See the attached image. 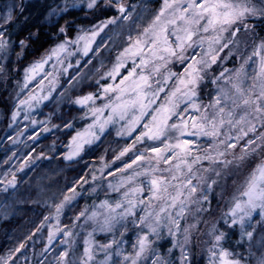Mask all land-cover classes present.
Returning <instances> with one entry per match:
<instances>
[{"label": "snow or ice", "instance_id": "obj_1", "mask_svg": "<svg viewBox=\"0 0 264 264\" xmlns=\"http://www.w3.org/2000/svg\"><path fill=\"white\" fill-rule=\"evenodd\" d=\"M5 7L0 16V53L7 54L14 43L23 50L34 34L13 41L9 29L19 21L15 8ZM77 8L110 9L116 14L106 15L90 28L77 26L74 36L70 34L72 22L65 21L54 34L53 45L24 68L20 91L33 82L35 88L23 98L17 96L11 121L23 113L24 120L39 126L40 132L30 137L34 141L40 133L60 128L52 123V113L45 120L35 119L32 113L53 100L60 75L74 67L71 61L65 63L67 58L77 54L87 58L90 53L95 58L103 46L101 33L110 25L132 20L137 5L126 0H64L62 6L50 8L48 16L66 15ZM258 29L264 31V0L259 5L253 0H161L146 27L135 35L129 31L126 46L92 85L94 91L71 98L83 112L80 120L87 122L82 128L71 120L64 122L71 133L67 151L62 153L64 160L82 158L86 149L103 143L113 131L128 142L114 150L110 159L101 155L99 167L93 166L90 173L91 183L81 176L54 205L55 226L48 225L44 251L58 234L67 238L61 241L65 247L56 264H77L70 253L74 233L68 226H60V217L81 196L83 184H89L88 192L93 194L107 191L104 199L86 205L73 217V228L81 219L93 225L79 264H193L192 254L186 250L189 227L181 228L180 221L191 206L197 212L210 211V196L217 188L221 189L219 195L228 194V208L209 229L207 264H247L234 251L232 237H238L235 246L243 247L245 241L251 243L257 227L264 231V131H258L264 128V35ZM97 37L101 45L94 48ZM234 52L238 66L223 67V61ZM91 62L87 59L85 66ZM80 65L81 59H77L76 74L69 84L81 76ZM209 85L212 91L206 93ZM63 98L61 91L54 99ZM201 140L208 141L206 148L201 149ZM50 150L55 152V142ZM43 157L44 152L34 157L29 153L18 171ZM8 175L0 181L4 184L0 191L16 187L15 173L10 179ZM48 220L45 216L41 227ZM129 225L135 237L130 252L124 248L129 243L125 239ZM94 232L108 233L111 238L98 244ZM165 240L170 247L161 251L160 242ZM24 246L20 243L0 256V264H16L15 253ZM97 249L104 253L99 261L95 260ZM176 249L180 255L173 259ZM257 264H264V254Z\"/></svg>", "mask_w": 264, "mask_h": 264}, {"label": "trees", "instance_id": "obj_2", "mask_svg": "<svg viewBox=\"0 0 264 264\" xmlns=\"http://www.w3.org/2000/svg\"><path fill=\"white\" fill-rule=\"evenodd\" d=\"M63 2V0H0V12L7 10L6 5L15 8L16 19L19 22L15 24L14 28L9 29V31L13 32V41L24 39L29 36V33L34 34L27 41L28 46L23 50L18 43H14L7 54L0 53V69H3L0 71V144L3 148H8L12 139L10 131L9 134H6L5 129L11 123V112L14 110L16 94L21 92L19 91L20 84L17 89L15 82H22L24 68L34 60H38L53 45L55 42L54 34L60 26L65 25V21L72 22L70 34L74 36L77 26L89 28L99 20L104 19L106 15H115L114 11L110 9L92 12L84 8H78L70 10L69 14L66 15L49 17L50 8L57 5L62 6ZM160 3V0H154L148 6L151 11H155V9L159 8ZM21 8L23 9L22 12L20 11ZM258 31L261 30L258 29ZM261 35H264V31H261ZM18 53L19 55H17ZM62 81L65 84L67 80L63 77ZM86 91H94V87L92 85L83 86L74 97L82 95ZM45 105L41 108L42 112L46 114L52 113L53 105L51 106L50 103ZM60 112L62 117H58L55 114L52 116V122L60 125L59 130L55 129L54 132L43 136L30 145V153L33 157L40 152H44V157L37 160L36 165L34 164L27 168L28 175L17 176V184L14 190H9L6 193L0 191L2 196L7 197V200L10 201L11 207L8 217H0V256L6 254L10 249L16 248L20 243H24V248L20 250V253H23V260L20 261V264H25L32 252L42 251L46 244L47 231L44 226L41 227V223L48 208L36 199V176L44 175V172H50L51 170L57 171L58 175H54L52 178L45 176L43 181L53 185L59 192H67L68 183L77 181L81 176H85L88 179L87 166L93 163H100L99 157L101 155H106V158L110 159L113 155L111 145L119 144L118 142L121 143V140L115 139L113 135H108L104 138L103 143L93 146L90 150L86 149L85 153L82 154V158L74 161L64 160L62 153L66 152L65 145L71 135L63 127L64 122L71 120L76 128H82L86 122L79 119L83 112L72 103L63 105ZM53 142L56 144L55 152L50 150ZM32 149H35V152H32ZM48 157L50 159H47ZM85 203V197H78L73 205L62 214L61 224L68 227L72 226L73 217L84 208ZM212 203L216 204L217 200L214 198ZM257 219L259 218L257 217ZM218 220L219 217H217ZM221 225L222 221L218 226ZM39 236L42 239H39ZM78 237V240L82 241L83 236L80 232ZM131 238L132 235L129 239L131 240ZM236 239H238L237 236L232 237L234 251L240 253L247 264H257L258 258L264 254V231L257 227L251 243L249 244L245 241L243 247L235 246L234 242ZM100 241L103 242L102 239ZM59 242L57 241L56 244ZM80 243L79 241L78 244ZM160 245L161 251L170 247V243L167 240L161 241ZM194 256L192 254L193 264L206 263V261L204 263L203 256L200 259ZM116 261L118 262L117 259Z\"/></svg>", "mask_w": 264, "mask_h": 264}, {"label": "rangeland", "instance_id": "obj_3", "mask_svg": "<svg viewBox=\"0 0 264 264\" xmlns=\"http://www.w3.org/2000/svg\"><path fill=\"white\" fill-rule=\"evenodd\" d=\"M126 2L137 5L136 12L133 14L132 20L125 21L116 26L110 25L108 29H105L104 33H101V37H103V46L100 47V51L95 56V58H92L91 53L89 54V57L87 58H81L77 54V55L68 57L67 60L65 61V63H67L68 61H71L74 67L69 70L68 74L60 75L59 85L57 86V91L53 93V100L51 102L46 101L44 103V105L47 103H50L51 106L53 105L54 107L52 111L53 115L55 114L58 117H62L61 112H60L61 107L67 103H71V98H75L74 95L77 94L83 86L94 85L95 81L99 79L100 76L105 71L111 68L112 64L115 61V57L119 54V52L123 49V47L126 46L127 36L129 34V31H131L133 35H135L138 31H141L144 27L148 25V23L151 22L152 17L156 13V11L159 9V8L155 9V11L150 10L148 4L154 2V0H126ZM253 2L256 3L257 5L260 4V0H253ZM5 12H6L5 10L4 11L2 10V12H0V16H2ZM0 23H2V21H0ZM109 37H111V39H109ZM97 45H101L100 37H97L96 45H94L93 47L95 48ZM226 53H227V49L225 50L224 53H221V56H224ZM90 58L92 62L85 66V61ZM77 59H81V65H80L81 76H78L76 80H73L71 84H69V80L71 79V77L76 74L75 61ZM238 63H239V59L236 53L234 52L232 57H229L227 60L223 61V67L234 68L238 66ZM47 70L49 71L51 70V64H49V66L47 67ZM173 70L175 71L177 70V68L174 67ZM248 72H249V76H251L252 75L251 67L248 68ZM63 77H65V80H67L65 84L62 81ZM22 83H23V80L22 82H17V81L15 82L17 89L19 87V84L21 87ZM45 83H47V81H45ZM32 88H35V82L29 85V89H32ZM212 88L213 86L209 85L208 89L206 90V93L211 92ZM29 89H25L23 93L17 92L15 99H17L18 95L20 98H23V96L27 94V91ZM61 91L64 92V98L61 101H56L54 98L57 95V93ZM204 99L205 101L208 99L207 94L204 95ZM44 105H41L38 109H36L32 113V116L35 119L45 120L47 118L48 114L42 112L41 110V108ZM49 127H51V125H49ZM54 130L55 129H52V131L49 133H40L39 139L45 135H48L54 132ZM5 131L7 132V133L5 132L6 134H9V131H10V134L12 135L11 136L12 139L9 143L8 148H3L0 144V181H3L6 179L5 173H9L7 177L8 179L11 178V173H15L16 180H17V176L19 175L20 176L28 175L26 171L27 168L30 166H33L36 163L35 162L34 164H30L29 166L25 167L23 171H18L20 165L24 163L25 158L28 157V154L31 152L30 145L36 142L30 137H34L37 132H40V127L39 126L34 127L30 124L29 121L24 120L23 113H22L21 116L18 117L17 121L15 122L11 121V123L9 124L8 128L5 129ZM258 131H264V128H258ZM18 133H23V134L18 136L17 135ZM111 135H113L115 139L121 140V143L118 142L119 144L111 145V150L113 152L114 150L118 151L120 147L123 146V144L128 142L124 139L116 137L114 131L111 133ZM111 143H114V142H111ZM207 143H208L207 140H201L200 142L201 149L206 148ZM66 151H67V148H66ZM47 159H50V157H48ZM100 163H93L87 166V172L89 173V178L87 180L89 181V184L91 183L90 173L93 170V166L99 167ZM205 163H206L205 166H207V162ZM9 170L11 171L9 172ZM54 175H58L57 171L51 170L50 172L49 171L44 172V175H37L35 178L36 179L35 186L37 188L36 199L42 202L48 208L45 216H48L49 220L44 225L47 231V238H48V225L51 224L55 226V221L52 218L55 212L54 205L58 203L63 198V195L66 193L64 191L62 192L57 191V189H55L53 185H49L48 183H45L43 181L45 176L52 178ZM97 175H99V173H97ZM108 179H111V177H108ZM75 182L73 181V182L68 183L69 187L73 186ZM89 184H83L84 191L82 192L81 196H79V197L83 196L86 198V203L84 207L86 205L90 206L93 203V201H96L98 203L99 200L104 199L105 192L107 191L106 189L104 191L98 190L99 195L90 193L88 192ZM229 184H231V180L229 181ZM76 187H77V191L81 190L80 184H77ZM3 188H4V184L0 183V189H3ZM9 190H14V189L9 188L7 191ZM220 192H221V189L217 188L215 190V193H213L212 196H210V199H211L210 211L197 212L195 210V206H191L192 210L187 212L185 214V217L181 219L180 221L181 228L185 226L189 227L190 242L186 250L190 251V253L195 255L194 257L196 258L199 257L200 259V257L203 256L204 263L206 261L205 264H207V259H208V254H207L206 249L209 246V240H210V237L208 235L209 229L211 225L217 221V217H219L220 219L221 213L227 211V208H228V194L225 193L224 195H219ZM110 195L112 198H115V194H110ZM214 198L217 200L216 204L212 203ZM75 201H73L70 206L65 207L64 211L67 210V208H70ZM9 202L10 201L7 200V197L2 196V194L0 193V217L6 218L9 216L11 212V207H10ZM205 207L207 208V205H205ZM138 213H139V209H138ZM61 217H60V221H61ZM76 225L77 226L74 228L72 226L69 227L74 233V236L70 240V243H71L70 253H71V258L75 259L77 264H79L80 259L83 257L85 237L87 236L88 232L92 231L93 225L91 223L84 224L83 219H81L80 221H77ZM60 226L64 227L61 224V222H60ZM79 232L83 236L82 241L78 240ZM130 233L132 235L131 240L129 239L131 237ZM47 238L45 239L46 244H47ZM93 238L98 244H104L111 238V236L108 233L94 232ZM134 238L135 237L133 234V229L131 225H129V230L125 234V239H127L129 243L124 245V248L128 252L132 250L131 243L134 240ZM39 239H42V238L39 236ZM65 239L67 238L64 237L62 234H58L53 240L52 245L48 248V251L45 252L44 251L45 247H44L42 251L32 252V254L27 258V261L25 264H56V257L58 253L62 251L65 247V245H63L61 241ZM100 239H102L103 242H101ZM57 241H60V242L56 244ZM79 241L81 242L80 244H78ZM179 255H180L179 249L174 250L173 259H178ZM103 256H104V253L99 251V249H97L95 252V260L99 261L103 259ZM22 257H23V253H20V252L15 253L14 260L16 261V264H20V261L23 260ZM113 259L114 260L117 259L119 262L118 257L114 256Z\"/></svg>", "mask_w": 264, "mask_h": 264}]
</instances>
